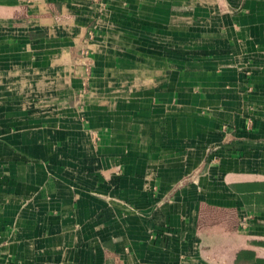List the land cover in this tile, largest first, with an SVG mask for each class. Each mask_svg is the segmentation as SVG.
<instances>
[{
    "label": "crops",
    "instance_id": "1",
    "mask_svg": "<svg viewBox=\"0 0 264 264\" xmlns=\"http://www.w3.org/2000/svg\"><path fill=\"white\" fill-rule=\"evenodd\" d=\"M0 264H264V0H0Z\"/></svg>",
    "mask_w": 264,
    "mask_h": 264
},
{
    "label": "built area",
    "instance_id": "2",
    "mask_svg": "<svg viewBox=\"0 0 264 264\" xmlns=\"http://www.w3.org/2000/svg\"><path fill=\"white\" fill-rule=\"evenodd\" d=\"M245 221V220H244ZM244 221H242L244 223Z\"/></svg>",
    "mask_w": 264,
    "mask_h": 264
}]
</instances>
